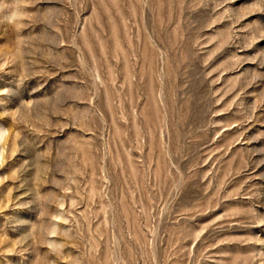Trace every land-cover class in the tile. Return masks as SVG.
<instances>
[{
    "label": "rangeland",
    "instance_id": "1",
    "mask_svg": "<svg viewBox=\"0 0 264 264\" xmlns=\"http://www.w3.org/2000/svg\"><path fill=\"white\" fill-rule=\"evenodd\" d=\"M0 264H264V0H0Z\"/></svg>",
    "mask_w": 264,
    "mask_h": 264
},
{
    "label": "clouds",
    "instance_id": "2",
    "mask_svg": "<svg viewBox=\"0 0 264 264\" xmlns=\"http://www.w3.org/2000/svg\"><path fill=\"white\" fill-rule=\"evenodd\" d=\"M19 15L20 13H18L17 11H13L6 17V19L9 23H13L16 21Z\"/></svg>",
    "mask_w": 264,
    "mask_h": 264
}]
</instances>
